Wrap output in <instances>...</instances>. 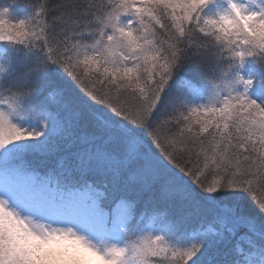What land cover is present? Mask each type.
Listing matches in <instances>:
<instances>
[{"label":"snow or ice","instance_id":"6c2138e0","mask_svg":"<svg viewBox=\"0 0 264 264\" xmlns=\"http://www.w3.org/2000/svg\"><path fill=\"white\" fill-rule=\"evenodd\" d=\"M0 4V264H264V0Z\"/></svg>","mask_w":264,"mask_h":264},{"label":"trees","instance_id":"16d2710c","mask_svg":"<svg viewBox=\"0 0 264 264\" xmlns=\"http://www.w3.org/2000/svg\"><path fill=\"white\" fill-rule=\"evenodd\" d=\"M39 2L41 0H0V4H14L16 6L15 15H19L21 10L28 9Z\"/></svg>","mask_w":264,"mask_h":264}]
</instances>
